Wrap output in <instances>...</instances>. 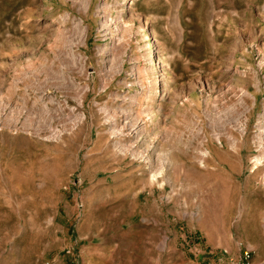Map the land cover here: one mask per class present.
Wrapping results in <instances>:
<instances>
[{
    "label": "rangeland",
    "instance_id": "1",
    "mask_svg": "<svg viewBox=\"0 0 264 264\" xmlns=\"http://www.w3.org/2000/svg\"><path fill=\"white\" fill-rule=\"evenodd\" d=\"M83 2L0 0V264H264V163L251 169L264 137V0ZM106 17L119 22L112 34ZM147 35L162 67L139 77L161 78L150 104L122 84L144 66ZM43 90L63 114L51 131L22 128L28 111L53 110Z\"/></svg>",
    "mask_w": 264,
    "mask_h": 264
},
{
    "label": "bare ground",
    "instance_id": "2",
    "mask_svg": "<svg viewBox=\"0 0 264 264\" xmlns=\"http://www.w3.org/2000/svg\"><path fill=\"white\" fill-rule=\"evenodd\" d=\"M89 1L90 0H84V2H83V5H82V9L85 11L88 7H89ZM123 13V12H122ZM112 23H114L113 25H112ZM142 26H146V24H144V25H142ZM110 27H113V32H115V30H117V28H119V22L117 21V19H113V18H104L103 20H102V22H101V24H100V28H104V31H108L109 32V34H112V32H110ZM130 30V29H129ZM128 30V31H129ZM136 31V30H135ZM124 32H126V31H124ZM131 32V31H130ZM77 33H79L77 36H79V38H78V43H77V45H78V47L79 46H81V45H85V43H86V32H85V29L84 28H82V27H80L79 26V32H77ZM126 34V33H125ZM137 34L138 35H140L141 37H143V35L145 34L144 33V31H142V29H141V27H139L138 28V30H137ZM146 34H148V33H146ZM105 35V34H104ZM129 35V34H128ZM130 36V35H129ZM128 36V37H129ZM62 37V36H61ZM62 39V38H61ZM66 40V39H65ZM150 40H151V37H150V35H147L146 36V38L145 39H142V41H143V44H141V45H139L138 47H140V49H141V53H140V60H142L143 61V64H144V66L142 67V69L141 70H137V68H134L133 66H131V70H130V77L131 78H129V80L128 81H124L122 84H124L125 86H127V87H130V90H131V87H133V85L134 84H136V85H139V87H141L140 89H142L143 90V99L142 100H144L145 102L146 101H150V99L151 98H153L152 96V93L154 92H158V91H156V89L158 90V88L161 86V82H160V79H158L157 77H149V78H146V79H144V80H140L139 79V77L141 76V75H147L146 77H148V75L150 74V73H156V71H157V68H162V67H158L160 64H161V59H160V56H159V54H158V52L155 50V49H153V47H152V45L150 44L151 42H150ZM69 42V41H68ZM150 42V43H149ZM137 49H139V48H137ZM102 50H104V47L103 48H101L100 46H99V48H98V51H102ZM124 51V49H122V47H117L116 48V50H115V56H114V60L113 61H116L117 62V67H116V69H114V70H116V73H120L121 71H122V69H123V64L121 63V62H119V60H120V55L122 54V52ZM72 54V53H71ZM77 55V54H76ZM75 57V56H74ZM78 57V56H77ZM135 57V56H134ZM137 57H138V55H137ZM68 58H69V56H68ZM139 58V57H138ZM79 59V65L80 66H78V69H76V70H78V73L79 74H81V75H84V76H86V69H85V58H83L81 55H80V57L78 58ZM134 60V59H133ZM70 61H71V58H70ZM122 61V60H121ZM75 65V64H74ZM76 66H77V64H76ZM112 66V65H111ZM47 67V68H46ZM46 67H42V66H40L39 67V69H38V71L39 72H42V71H44L45 69H48V67L49 66H46ZM130 67V66H129ZM138 67V66H137ZM25 68V67H24ZM50 68V67H49ZM34 70V69H33ZM32 70V71H33ZM50 70V69H49ZM49 70H47V72L49 71ZM70 70V69H69ZM73 70V69H72ZM110 70H111V67H110ZM52 71V70H51ZM124 71V70H123ZM28 72V71H27ZM31 72V71H30ZM163 72V71H162ZM23 73V72H22ZM29 73V72H28ZM50 73V72H49ZM49 73H48V75H49ZM51 73H53V72H51ZM60 73V72H59ZM55 74V73H54ZM157 74H160V73H157ZM163 74V73H162ZM21 75V74H20ZM22 75H26V73H23ZM155 75V74H154ZM158 76V75H157ZM161 76V75H160ZM163 76V75H162ZM54 77H56V76H54ZM28 78H29V74H28ZM57 78H59V77H57ZM32 79V78H31ZM33 80V79H32ZM71 79H66L64 82H62L61 84H59V85H61V87H64V88H66L67 86H69V83L71 84L72 83V81H70ZM164 80V79H163ZM63 81V80H62ZM163 83L165 82V81H162ZM166 82H167V80H166ZM32 83V82H31ZM73 84H74V82H73ZM129 84V85H128ZM166 84V83H165ZM39 86V85H38ZM77 86V85H76ZM75 87V86H74ZM105 87V82L103 81L102 83H101V89H103ZM164 87V86H163ZM161 88V87H160ZM68 89V88H67ZM165 89H166V87H165ZM39 90V89H38ZM90 90V85H89V83H84L83 85H80V87L79 88H77L76 90H75V95H74V100L76 101V104L79 106V107H81V106H83L84 105V99H85V97H86V95H87V92ZM129 90V89H128ZM39 92H40V90H39ZM163 93H164V88L161 90V95L159 94V95H157V96H159V97H163L164 95H163ZM242 93L244 94H248V92L247 91H245V89H242ZM131 94V93H130ZM130 94H127L126 96H124L123 97V100H125L126 98H128L129 99V101L131 102V103H134L135 102V100H137V99H135L132 95H130ZM54 95V94H53ZM250 95V94H249ZM135 96V95H134ZM251 96V95H250ZM53 97L51 96V95H49L48 94V92L47 91H42L41 92V94H40V97H38V99H40V100H45V99H48V100H50V102H52L53 103V110L50 112V110H48L47 108H44V110L43 111H45V112H43L42 114L40 113V115L38 114L34 119L32 118V113L34 112H32V113H30L29 111H28V113H29V115L28 116H26V118H25V122H23V124H22V128H25V129H27V128H29V129H32V130H34L35 132H39V131H41V130H46V129H48V130H50L51 131V123H50V119L51 118H58V117H61V115L63 114L62 113V111H63V106H64V104H63V106L61 105V103L60 102H56V101H54L53 99H52ZM1 102V101H0ZM41 102V101H40ZM56 102V103H55ZM147 102V103H148ZM151 102H153V101H151ZM44 103V102H43ZM67 103V102H66ZM2 104V103H1ZM35 104V103H34ZM68 104V103H67ZM146 104V103H145ZM145 104H144V106H145ZM149 104H150V102H149ZM44 106V105H43ZM42 106V107H43ZM146 106H147V104H146ZM0 107H1V105H0ZM41 107V108H42ZM45 107V106H44ZM148 107H150V106H148ZM145 108V107H144ZM251 108H252V106H251ZM30 110V109H29ZM42 110H41V112H42ZM72 110V109H71ZM74 110V109H73ZM72 110V111H73ZM142 110V109H141ZM146 110V109H145ZM249 109H247V112H249L248 111ZM147 111V110H146ZM146 111H145V114H146ZM148 111H150V110H148ZM40 112V111H39ZM53 112V113H52ZM49 113V114H48ZM69 113V112H68ZM67 113V114H68ZM144 114V113H143ZM26 115H27V111H26ZM79 116L78 117H74L73 118V116H72V118H70L68 121L70 122L69 124L72 126V127H74V126H77V125H79L81 122H82V120L84 119V113H80V114H78ZM136 116H135V121H141V120H143V119H141V118H139V114H135ZM150 115V114H149ZM148 114L146 115V117L148 116V118H146L147 119V121H148V123H151L152 124V121H154L153 120V117L150 115L149 116ZM51 116V117H50ZM114 114L113 113H111V112H109V111H107V117H106V121H110L111 123H113V126H112V133H114V132H117V129H116V120L114 119ZM125 118H128L129 120H131V121H133V116L132 115H129L127 112H126V117ZM155 118V117H154ZM211 119H212V116L210 117ZM17 119V118H16ZM141 119V120H140ZM146 119H144V120H146ZM214 119V118H213ZM212 119V120H213ZM215 120V119H214ZM247 116L245 117V121L247 122ZM105 121V122H106ZM156 121V120H155ZM67 122V121H66ZM109 122V123H110ZM4 123L6 124V126L8 125V126H14L13 125V119H12V117H6L5 118V120H4ZM138 125H140L139 123H136L135 125H134V127H132L130 130H129V132H128V135L129 136H133L134 134H136L138 131H141V129H142V127L140 128H137V126ZM69 126V125H68ZM118 128V127H117ZM147 131V129H146V127H144L143 128V132H146ZM244 131H245V126H243V127H241V134H243L244 133ZM261 137V136H260ZM216 140H217V142L218 143H221V141H220V138H216ZM258 141V140H257ZM231 147L232 148H234L235 150H236V148H237V144H235V141L232 143V145H231ZM257 151H258V153H257V155L255 156V157H253V159L251 160V162H252V167H251V169H254V171H257V170H259L260 168H261V166L263 165V163H264V137H261V138H259V141H258V143H257ZM205 153H207V151H205ZM202 163V162H201ZM252 171V170H251ZM253 171V172H254ZM154 177V176H153ZM152 177V178H153ZM154 179V178H153ZM263 181H264V173H263Z\"/></svg>",
    "mask_w": 264,
    "mask_h": 264
},
{
    "label": "built area",
    "instance_id": "3",
    "mask_svg": "<svg viewBox=\"0 0 264 264\" xmlns=\"http://www.w3.org/2000/svg\"><path fill=\"white\" fill-rule=\"evenodd\" d=\"M244 255H245V256H248V252H247V251H245V252H244Z\"/></svg>",
    "mask_w": 264,
    "mask_h": 264
}]
</instances>
